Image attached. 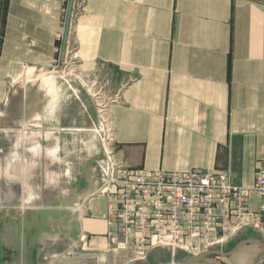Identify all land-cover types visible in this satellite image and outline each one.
<instances>
[{
	"label": "crops",
	"instance_id": "crops-1",
	"mask_svg": "<svg viewBox=\"0 0 264 264\" xmlns=\"http://www.w3.org/2000/svg\"><path fill=\"white\" fill-rule=\"evenodd\" d=\"M63 5L0 0V160L13 146L15 161L45 151L50 162L80 163L78 202L68 207L78 230L63 234L49 219L51 234L40 240L0 234V264L139 263L166 247L139 261L128 248L107 251L104 144L134 171L210 169L251 188L264 161V0H69L67 12ZM72 59L77 70L66 73ZM98 92L120 98L102 111ZM259 204L250 191V207ZM254 253L243 245L226 258L254 264Z\"/></svg>",
	"mask_w": 264,
	"mask_h": 264
},
{
	"label": "built area",
	"instance_id": "built-area-1",
	"mask_svg": "<svg viewBox=\"0 0 264 264\" xmlns=\"http://www.w3.org/2000/svg\"><path fill=\"white\" fill-rule=\"evenodd\" d=\"M63 1L62 11L67 12L69 0ZM76 70L75 59L68 61L66 73ZM95 96L102 111L120 98L119 94L102 98L99 92ZM103 129L110 143L113 129L106 120ZM108 164L99 192L108 201L109 253L128 248L132 260L139 261L151 248L171 247L196 256L244 228L264 232V161L251 188L233 185L225 173L210 169L134 171L114 159L110 150ZM250 191L260 198L257 209L249 205Z\"/></svg>",
	"mask_w": 264,
	"mask_h": 264
},
{
	"label": "rangeland",
	"instance_id": "rangeland-1",
	"mask_svg": "<svg viewBox=\"0 0 264 264\" xmlns=\"http://www.w3.org/2000/svg\"><path fill=\"white\" fill-rule=\"evenodd\" d=\"M56 70L59 71L56 73L61 74L60 68ZM31 78L35 81L39 78H45V75L41 74L39 77L34 76ZM7 148L11 153V150L14 151L15 147ZM103 151V164H105L106 158L108 159L105 144ZM9 153L6 158L3 157L4 159L0 160V234L7 232V234L18 237L23 236L28 240L30 236L34 235L40 240L43 236L48 235V232L52 229V226L49 225V219H54L59 225L57 228L61 233L71 232L74 235L78 230V226L73 221H71L72 223L68 222L72 218L71 213L73 212L68 207H73L78 202V195L72 189L74 185L76 186L80 181L82 182V179L76 177L81 170L80 163L50 162L46 158L45 151H42L38 157L34 156L33 161L28 158L27 161L20 162V160H12L14 156L9 155ZM27 153L30 154L29 151ZM88 158H90L89 155ZM87 165L99 169V163H95L93 160L88 161ZM69 166L72 168L70 175L66 174L68 173L66 169ZM98 171L96 170L93 173L97 172L99 174ZM53 205L63 208L59 211L46 209V207ZM41 207L42 209H40ZM239 233L241 232L239 231ZM239 233L235 239H232L234 236L232 235L229 240L214 249L230 251L238 242L245 239L264 241V232L255 228L248 227L244 233L240 235ZM28 240L25 245H28ZM249 246L255 251L254 260L264 253L261 248L253 244ZM177 250L181 249L166 247L165 250L150 255L142 262L130 263L128 259H126V262L128 261V264H182L194 257L185 253V251L182 253ZM130 258L132 257L130 256ZM212 259L227 264L230 261V258L213 257Z\"/></svg>",
	"mask_w": 264,
	"mask_h": 264
},
{
	"label": "water",
	"instance_id": "water-1",
	"mask_svg": "<svg viewBox=\"0 0 264 264\" xmlns=\"http://www.w3.org/2000/svg\"><path fill=\"white\" fill-rule=\"evenodd\" d=\"M250 244L260 247L264 252V241L258 239H245L238 242L230 251H221L216 249L203 251L198 255L194 256L193 258L184 261L182 264H227L221 261H215L211 257L212 256H217L222 258L230 257L243 245H250ZM263 259H264V253L255 260L254 264L259 263Z\"/></svg>",
	"mask_w": 264,
	"mask_h": 264
},
{
	"label": "trees",
	"instance_id": "trees-1",
	"mask_svg": "<svg viewBox=\"0 0 264 264\" xmlns=\"http://www.w3.org/2000/svg\"><path fill=\"white\" fill-rule=\"evenodd\" d=\"M213 257H216V258H222V257H217V256H212L211 258H213ZM222 262V261H221Z\"/></svg>",
	"mask_w": 264,
	"mask_h": 264
}]
</instances>
